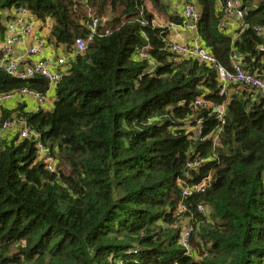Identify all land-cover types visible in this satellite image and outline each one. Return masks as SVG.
<instances>
[{
  "label": "trees",
  "instance_id": "obj_1",
  "mask_svg": "<svg viewBox=\"0 0 264 264\" xmlns=\"http://www.w3.org/2000/svg\"><path fill=\"white\" fill-rule=\"evenodd\" d=\"M146 1L168 9L165 0H0V12L25 7L49 21L50 42L70 50L89 15L101 23L55 84L50 110L0 112V124L22 118L36 134L0 139V264H264V95L238 84L221 95L212 67L167 50ZM195 1L206 50L225 68L236 52L263 78L264 0H244L255 5L236 38L219 29L217 0ZM146 46L151 63L137 56ZM23 88L43 94L48 82L0 68V95ZM197 97L224 103L223 123ZM36 141L55 170L36 160ZM192 159L200 165L189 170ZM207 177L211 189L183 192Z\"/></svg>",
  "mask_w": 264,
  "mask_h": 264
},
{
  "label": "built area",
  "instance_id": "obj_2",
  "mask_svg": "<svg viewBox=\"0 0 264 264\" xmlns=\"http://www.w3.org/2000/svg\"><path fill=\"white\" fill-rule=\"evenodd\" d=\"M217 4L224 17L218 24L219 29L226 30V32L227 29H229L231 31L230 34L234 35L236 38L238 33L242 32L247 26L245 18L251 5L248 3L245 4L244 0H217ZM173 5V10L178 13L180 20L179 22L172 23L170 26L180 32H190L193 36V42H173L167 37V50L170 53L172 52L184 59H195L206 66L212 67L216 72L221 95L226 93V86L228 84L246 86L264 95V77L261 78L259 75L243 70L241 56L238 53L231 52L230 66L225 68L217 61L216 57L203 46L201 36H199L198 32L200 9L195 0H175ZM141 23L145 24V21ZM36 24L37 21L34 16H32L30 11L25 7L14 9L12 17L5 21L4 36L3 39L0 40V56L4 62L2 70L6 76L22 81H28L34 78H45L48 82V89L45 90L43 94H39L27 88L1 94L0 106L17 95L26 96L27 94L33 97L37 109H42L44 104L48 101L47 92L54 90L55 84L60 79L62 73L65 72L70 60L73 59L75 55L83 52L86 47L94 41V38L99 32H101L99 29L101 25L100 20L89 15L86 23V34L74 38L75 40L71 50L66 49L65 45H61L64 52L61 56L55 57L54 60L45 58L29 60L27 59L28 57L41 56L47 44V40L45 39H47L48 35L43 34L42 36H38L35 34ZM151 25L166 29L167 31L170 27L165 24H159L154 17L151 19ZM104 32L108 33L107 30ZM255 32L257 35H261L262 28L256 27ZM20 47H25L23 53L14 56L13 52H16L15 49H19ZM147 48L146 46L141 49L137 56L151 63L145 53ZM262 50L264 51L263 47L260 48V51ZM193 105L198 108L211 109L219 123H223L226 109L224 103L207 102L203 100L202 97H197L194 99ZM194 122L197 123L196 132L198 134V129H202V125L197 119ZM10 129H17L22 139L31 137L36 138V134L22 118L18 120L17 118H10L3 121L0 124V139L2 134ZM215 137H217L216 134ZM35 149L37 150L36 160L42 162L44 167L48 170H55L56 161L49 155V150H47L46 146L36 141ZM186 164V168L189 170L197 168L200 165L195 159L188 161ZM209 180L210 178L207 177L201 180L200 183L193 184L191 188L188 187L184 189L183 192L189 194L193 190L203 191L208 188ZM200 210H203V208L200 207ZM180 211H185L184 206H181ZM189 218H184V221H182V233L180 237L181 244L185 247H189L190 235L193 231L190 223L191 219Z\"/></svg>",
  "mask_w": 264,
  "mask_h": 264
},
{
  "label": "crops",
  "instance_id": "obj_3",
  "mask_svg": "<svg viewBox=\"0 0 264 264\" xmlns=\"http://www.w3.org/2000/svg\"><path fill=\"white\" fill-rule=\"evenodd\" d=\"M172 6H173V2L170 4L169 17L173 12H175L173 9L171 10ZM13 12H14V8H6L5 10L0 12V19L2 20V21H0V40L3 39V36H4L5 21L12 17ZM175 16H177L179 18V15L177 12L175 13ZM154 18L157 19V22L159 24H165L168 26H170L172 23L179 22V20H180V18H179V20H175L174 18L173 19L169 18L166 22H163V20H161L157 17L156 13L154 14ZM50 24L51 23L49 21H46L45 23H38L37 22L35 34L38 36L39 35L42 36L43 34L48 35L47 39H45V40H47L46 49H45V51H43V54L41 56H39V57H28L27 59L37 60L36 58H40V59L45 58V59L54 60L55 57L61 56L63 54V52H64L63 48H61V46H56L54 42H52V41L50 42V40H49V38H50ZM48 31H49V33H48ZM227 32L231 33V31L229 29H227ZM166 37H168V39L173 41V42H180V43L193 42V36L190 32H188V33L187 32H180L179 30L173 28L172 26H170L168 28ZM24 48L20 47L19 49H15L16 52H13V55L15 56V55L22 54L24 51ZM3 66H4V62L0 56V68L2 69ZM46 95L48 97V99H47L48 101L44 104L42 109L50 110L52 108L53 102L55 100L54 90L48 91ZM21 104H24V107H23L24 110H37V111L39 110V109H37V106L35 105L33 97L26 94V96L17 95L14 98L3 103L0 106V112L2 110H6V109L8 110V109H12L14 107L16 108ZM14 133H15L14 129H10V130L4 132L2 134L1 138H3V139L8 138L9 139V137L13 136Z\"/></svg>",
  "mask_w": 264,
  "mask_h": 264
},
{
  "label": "rangeland",
  "instance_id": "obj_4",
  "mask_svg": "<svg viewBox=\"0 0 264 264\" xmlns=\"http://www.w3.org/2000/svg\"><path fill=\"white\" fill-rule=\"evenodd\" d=\"M172 2L174 3L175 1H174V0H165V5L167 4V6H168V7H167L168 9H167L166 13H165L164 11H158L156 8H153L151 1H146V2H145V7H146L147 11H149L150 13L153 11L154 14H155V13L157 14V17H158L159 19L163 20V22H166V21L169 19V14H170V12H169V11H170V4H171ZM251 5H255V2H253ZM173 6H174V5H173ZM173 6H172L171 10L173 9ZM175 13H176V12H173V13L171 14V16H172V15H175ZM109 16H110V15H109V12H107L105 18H107V17H109ZM0 21H2V20L0 19ZM102 22L104 23L105 20L103 19ZM227 88H229L228 90H233V89H234V87H229V85L226 86V89H227ZM258 93H260V92H258ZM260 94H262V93H260ZM262 95H263V94H262ZM60 168L62 169V171H64L67 167H66L65 165H61Z\"/></svg>",
  "mask_w": 264,
  "mask_h": 264
},
{
  "label": "water",
  "instance_id": "obj_5",
  "mask_svg": "<svg viewBox=\"0 0 264 264\" xmlns=\"http://www.w3.org/2000/svg\"><path fill=\"white\" fill-rule=\"evenodd\" d=\"M262 52H263V50L262 51H260L259 53L260 54H262ZM41 109H39L38 111H40ZM211 186H212V183H211V185L210 186H208V189H211Z\"/></svg>",
  "mask_w": 264,
  "mask_h": 264
}]
</instances>
